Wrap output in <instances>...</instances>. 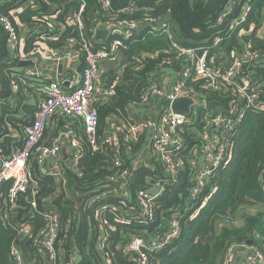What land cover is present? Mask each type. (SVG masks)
I'll list each match as a JSON object with an SVG mask.
<instances>
[{
	"label": "built area",
	"instance_id": "1",
	"mask_svg": "<svg viewBox=\"0 0 264 264\" xmlns=\"http://www.w3.org/2000/svg\"><path fill=\"white\" fill-rule=\"evenodd\" d=\"M41 1L47 5L79 2V8L75 14L64 18L72 20V25L58 22L64 14L55 8L47 15H35L29 23H20L16 17L24 12L23 6L10 10L8 15H0L8 50L16 53L18 62L30 60L37 65L44 60L55 70L61 65L59 73L45 77L47 85L40 92L42 97L38 100L32 121L23 129L22 147L7 156L0 149V202L5 197L9 210H12L17 198L30 190L24 197L30 210L24 219L32 217V211L37 209L39 192L29 189L30 185H37L32 180L31 165H37L41 176L51 177L57 184L51 196L41 198L42 204L47 205L43 214L45 224L34 230L24 222L16 225L15 229L49 264H75V254L64 258L61 243L57 242L60 220L49 206L66 186L65 170L82 177L78 165L85 151L104 152L108 159L97 189L77 194L75 200L83 202L84 209L95 206L99 225L92 226L91 235L96 240L102 263L115 264L104 251L112 227L107 219L103 222L100 215L110 212L117 224H127L129 218L141 224L153 223L158 200L178 183L181 173L187 168V200H191L188 207L206 203L208 197H202L206 186L216 178L220 169L233 161L236 126L247 112L264 114V49H256L248 42L240 50L231 49L229 58L209 55V46L186 47L180 44L168 18H152L146 12L138 20H117L109 12V0H95L103 13L100 17H92L90 25H87L84 0ZM251 1L247 0L249 4L245 0L238 3L236 13L234 5L237 0H229L218 15L217 26L227 16L233 18L224 32L227 40L231 34L237 37L253 35L264 41V9L258 19L260 23L256 24L250 20ZM28 4L30 11L35 10L32 2L28 1ZM68 27H73L79 38L78 49L70 41L59 48L46 45L47 40L69 33ZM98 30L107 31L104 40L96 37ZM160 36L168 41L170 54L157 64V73L149 76L146 89L128 110L127 116L107 119L100 138L96 106L115 95L122 70L128 65L122 54L125 41ZM31 37L37 39L33 47L26 53H20L21 38L25 41ZM223 41V37H215L212 47H219ZM37 59L39 61L35 62ZM175 66H179L178 71L173 69ZM109 72L115 74L112 81L106 77ZM12 88L18 90L15 81ZM203 91L229 97L227 110L213 109L199 118V110L206 105ZM179 98L193 100L189 115L172 112L171 104ZM54 116H59L63 125L61 130H56L46 139L48 123ZM72 119L79 124L73 126ZM78 130L82 133L83 142ZM62 150L66 151L65 159L61 156ZM124 151L129 152V157L123 156ZM139 169L147 170L149 175L140 186L134 187ZM259 181L264 187V170ZM6 184L9 185L3 192ZM165 224L167 228L163 232L156 230L144 236L130 237L123 247V257L128 264H149L151 254L162 251L179 238L181 227L178 217L171 215ZM10 255L14 264H25L16 245L11 247ZM219 264H264V251L257 246L248 247L245 243L233 244L228 246Z\"/></svg>",
	"mask_w": 264,
	"mask_h": 264
},
{
	"label": "trees",
	"instance_id": "2",
	"mask_svg": "<svg viewBox=\"0 0 264 264\" xmlns=\"http://www.w3.org/2000/svg\"><path fill=\"white\" fill-rule=\"evenodd\" d=\"M28 1L32 2L35 10L28 9ZM109 12L117 20L140 19L146 12L152 18H168L169 23L177 32V39L186 47H210L209 55H224L229 58V51L233 48L240 50L248 42L251 46L263 50L264 41L253 35L233 36L224 35L232 22V16L217 26V17L222 9L229 4V0H109ZM232 1V0H231ZM234 5L236 13L238 3ZM247 2V0H245ZM84 19L90 25V19L100 17L103 10L95 0H84ZM248 3V2H247ZM249 4V3H248ZM252 12L250 20L259 24L260 13L264 9V0L251 1ZM24 7V12L17 14L20 23H29L32 17L49 14L51 9L63 12L58 22L73 24L64 19L66 15H73L79 8V2H59L47 5L41 0H0V15H8L9 11L17 7ZM69 33L55 36V40H47L49 48H59L68 41L75 49L79 48V38L73 27H68ZM53 37V36H52ZM215 37H223L219 47H212ZM36 37L27 38L24 53L29 51ZM7 36L0 26V149L3 146L22 147L23 129L26 123L24 111L29 107L21 104L23 93L32 90L30 80L23 77L18 69L16 53H11L7 47ZM157 53L156 56H154ZM123 56L128 65L123 68L120 80L115 89V95L106 102L96 106L98 113V135L103 137V129L107 119L111 116L124 118L133 104L140 99L142 92L148 85L150 75L156 74L157 64L168 57L169 43L165 37H147L141 41H125ZM152 56V57H151ZM109 81L115 77L113 72L106 76ZM18 84L14 91L12 82ZM28 84H23L24 82ZM40 83V82H38ZM36 82V85L38 84ZM41 84V83H40ZM205 107L199 110V118L210 110L225 111L230 98L212 91H203ZM30 94V93H29ZM23 109V110H22ZM33 110L31 119L33 117ZM129 110V111H128ZM30 119V120H31ZM68 121V119H65ZM63 122V120H62ZM73 126L79 123L71 120ZM17 131L18 136L10 135ZM77 134L83 136L80 130ZM234 139V158L230 165L220 169L216 178L209 182L202 197H208L206 203L186 205L189 188L188 168L180 176L177 184L172 186L166 196L158 200V207L154 212L153 223L141 224L129 218L127 224H117L112 220L110 212H103L100 219L112 227L105 242L104 251L107 252L115 264H128L123 257V247L133 235L144 236L154 231L163 232L167 226L165 221L171 215H176L180 222L181 234L162 251L149 256V264H219L228 246L252 241L254 246L264 251V187L259 178L264 170V114L247 112L243 120L236 126ZM106 147V146H105ZM123 156L129 157L124 151ZM104 152L90 153L87 150L79 162L82 177H77L72 171L65 170L66 186L61 194L54 197L49 208L56 213L60 220L57 242L61 243L64 258L76 255L75 264H103L102 256L96 249V243L91 235L92 226H98L95 218V206L83 208V202L77 203V194H87L96 190L97 183L105 173ZM149 175L144 169L136 172L134 187L142 184ZM32 180L37 185H30L29 189L37 190V209L32 211V217L24 219L28 214V204L24 202L26 195L17 198L15 206L9 210L5 197L0 202V264H14L10 255L13 245H16L23 256L25 264H49L44 257L37 254L35 248L18 235L15 226L28 222L34 230L44 226L43 214L47 205L42 204L41 198L51 196L57 189V184L51 177L41 176L37 165H31ZM9 184L3 186L5 192ZM96 188V189H95ZM215 188V192L212 190ZM201 200V197H200ZM242 209H255L254 214L240 213ZM241 225L235 224L236 218ZM111 223V224H110Z\"/></svg>",
	"mask_w": 264,
	"mask_h": 264
},
{
	"label": "crops",
	"instance_id": "3",
	"mask_svg": "<svg viewBox=\"0 0 264 264\" xmlns=\"http://www.w3.org/2000/svg\"><path fill=\"white\" fill-rule=\"evenodd\" d=\"M21 40L24 41V39L22 38ZM24 45H25V41L22 47L20 45L18 46L20 53L24 52ZM38 61L39 59H37L35 62H38ZM20 62H26L25 63L26 65L19 66ZM17 71L20 74H23L22 75L23 77L28 78L30 80L29 82L31 83V87H32V90H30L29 92L30 94L23 93L22 101L20 104V105H23V108L25 106L29 107L28 110L24 111V113L22 112L20 113L21 115L23 114L26 116L25 122L28 123L32 121L31 116H32L33 110L35 106L37 105L39 98L42 97L40 92L47 85L45 77L55 76L57 72L58 73L60 72V69L55 70V68L50 63L44 60H41L37 65L30 60H23V61H19ZM36 82L37 83L40 82L41 84L38 83L37 86H35ZM23 84H28V82L26 81ZM62 125H63L62 120L59 116H54L53 118H51V120L48 123L47 130L45 132V138L47 139L56 130H59V129L61 130ZM10 135L18 136L17 131L11 132ZM14 148L12 146L11 147L3 146L2 149H3L4 155L5 156L9 155L14 150ZM65 152H66L65 150H62V155H61L62 157L64 156ZM63 159L65 158L63 157ZM239 225H241V223H239Z\"/></svg>",
	"mask_w": 264,
	"mask_h": 264
},
{
	"label": "water",
	"instance_id": "4",
	"mask_svg": "<svg viewBox=\"0 0 264 264\" xmlns=\"http://www.w3.org/2000/svg\"><path fill=\"white\" fill-rule=\"evenodd\" d=\"M96 37L98 39H102L104 40L107 37V31L106 30H98L96 32ZM26 62H20L19 66L21 65H26ZM59 69H61V65L59 66ZM80 69V68H79ZM175 71L179 70V66H175L173 68ZM193 100L190 98H179L176 99L172 102L171 104V110L174 113H179V114H183V115H189L191 108L193 106ZM191 203V200H187V206H189ZM246 246L248 247H253V242L252 241H246L245 242Z\"/></svg>",
	"mask_w": 264,
	"mask_h": 264
},
{
	"label": "rangeland",
	"instance_id": "5",
	"mask_svg": "<svg viewBox=\"0 0 264 264\" xmlns=\"http://www.w3.org/2000/svg\"><path fill=\"white\" fill-rule=\"evenodd\" d=\"M23 43H24V41L23 40H21L20 41V46L22 47V45H23ZM249 213V214H254L255 213V209H242L241 211H240V213ZM239 223H240V219H239V217L238 218H236V220H235V224H237L238 226H239Z\"/></svg>",
	"mask_w": 264,
	"mask_h": 264
}]
</instances>
